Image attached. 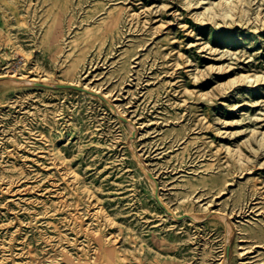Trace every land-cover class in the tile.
Listing matches in <instances>:
<instances>
[{"label":"rangeland","instance_id":"1","mask_svg":"<svg viewBox=\"0 0 264 264\" xmlns=\"http://www.w3.org/2000/svg\"><path fill=\"white\" fill-rule=\"evenodd\" d=\"M0 264H264V0H0Z\"/></svg>","mask_w":264,"mask_h":264},{"label":"bare ground","instance_id":"2","mask_svg":"<svg viewBox=\"0 0 264 264\" xmlns=\"http://www.w3.org/2000/svg\"><path fill=\"white\" fill-rule=\"evenodd\" d=\"M9 81L12 82V83H17V82H19L20 80H19V78H17V77L11 76V78L9 79Z\"/></svg>","mask_w":264,"mask_h":264}]
</instances>
